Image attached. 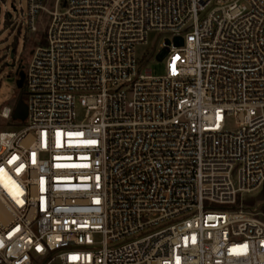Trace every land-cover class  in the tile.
<instances>
[{
	"label": "built area",
	"instance_id": "1",
	"mask_svg": "<svg viewBox=\"0 0 264 264\" xmlns=\"http://www.w3.org/2000/svg\"><path fill=\"white\" fill-rule=\"evenodd\" d=\"M26 4L15 27L46 31L0 132V264H264L241 202L264 185V0Z\"/></svg>",
	"mask_w": 264,
	"mask_h": 264
},
{
	"label": "rangeland",
	"instance_id": "2",
	"mask_svg": "<svg viewBox=\"0 0 264 264\" xmlns=\"http://www.w3.org/2000/svg\"><path fill=\"white\" fill-rule=\"evenodd\" d=\"M53 0H48V7H52ZM13 6L18 11L26 10V0H0V108L2 106H14L16 101L22 97L25 100L24 89L17 86L19 72L26 65L29 51L37 46L39 39L45 38L46 22L39 25V31L32 35L23 28L15 27L19 17ZM7 12L11 14L9 18ZM12 23V24H11ZM169 37L168 33L150 32L147 42L136 47L138 57L144 61L145 68L150 70L152 76L165 74V61L160 60L157 54L161 49L162 42ZM14 52V59L11 57ZM77 110V121L83 117V109L79 106ZM24 122L13 119H0V132L19 131L24 127ZM226 127L234 128L232 117L226 118ZM262 190V189H261ZM244 194L241 202L247 210L257 213V217L264 221V201L260 200V192Z\"/></svg>",
	"mask_w": 264,
	"mask_h": 264
},
{
	"label": "water",
	"instance_id": "3",
	"mask_svg": "<svg viewBox=\"0 0 264 264\" xmlns=\"http://www.w3.org/2000/svg\"><path fill=\"white\" fill-rule=\"evenodd\" d=\"M163 54H164V52L161 53V55L159 56L160 59L162 58ZM22 83H23V73L19 72V78L17 80V86L22 87ZM26 114H27L26 104L22 100V98H19L14 105V109H13V112L11 115V119H13L14 121L23 122L26 118Z\"/></svg>",
	"mask_w": 264,
	"mask_h": 264
},
{
	"label": "trees",
	"instance_id": "4",
	"mask_svg": "<svg viewBox=\"0 0 264 264\" xmlns=\"http://www.w3.org/2000/svg\"><path fill=\"white\" fill-rule=\"evenodd\" d=\"M20 98H22V97H20ZM22 100H23V98H22ZM24 101V100H23ZM261 194H260V200H263L264 201V185H263V187H262V190H261V192H260Z\"/></svg>",
	"mask_w": 264,
	"mask_h": 264
},
{
	"label": "snow or ice",
	"instance_id": "5",
	"mask_svg": "<svg viewBox=\"0 0 264 264\" xmlns=\"http://www.w3.org/2000/svg\"><path fill=\"white\" fill-rule=\"evenodd\" d=\"M70 135H80V134H70ZM88 143H95V141H89ZM15 159H16V157L13 158V160H15ZM10 163H11V161H10ZM0 171H2V169H0ZM17 171L19 172V169H17Z\"/></svg>",
	"mask_w": 264,
	"mask_h": 264
},
{
	"label": "flooded vegetation",
	"instance_id": "6",
	"mask_svg": "<svg viewBox=\"0 0 264 264\" xmlns=\"http://www.w3.org/2000/svg\"><path fill=\"white\" fill-rule=\"evenodd\" d=\"M11 54H12L11 57L14 59V52H11Z\"/></svg>",
	"mask_w": 264,
	"mask_h": 264
}]
</instances>
